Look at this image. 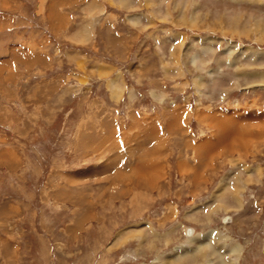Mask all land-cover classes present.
Here are the masks:
<instances>
[{"label":"rangeland","instance_id":"obj_1","mask_svg":"<svg viewBox=\"0 0 264 264\" xmlns=\"http://www.w3.org/2000/svg\"><path fill=\"white\" fill-rule=\"evenodd\" d=\"M129 1L0 0V264H264V0Z\"/></svg>","mask_w":264,"mask_h":264},{"label":"crops","instance_id":"obj_2","mask_svg":"<svg viewBox=\"0 0 264 264\" xmlns=\"http://www.w3.org/2000/svg\"><path fill=\"white\" fill-rule=\"evenodd\" d=\"M36 1L37 2L34 5V8H35L34 15L36 17L35 16H33V17H34V19H36V18H38L39 20L41 19L46 24L42 28V31L40 30V33H39L41 39H45L47 33H53L56 36H58V35H61L62 31H65V29L67 30L68 24H67V19H65V18L67 16L68 11L72 12L73 9H75L74 11H77V10L79 11L80 6L82 7L81 10L83 9L82 11H85V14L88 13L89 11L91 13L90 16L86 15V19L89 18V23H90V21L92 23V25L87 27V29L91 30V32H92L93 36H91V38L96 37V32L103 34V32L106 33V32H108L107 30H110L109 27L111 29H114L112 26L109 25L111 23V21H110L111 19H109V17H106V0H87L85 3H81L80 6L78 5V7L74 6V5H73V7L72 6L67 7V6H68V3L71 4V1L76 2V4L78 2H82V1H79V0H77L78 2L76 0H36ZM132 2H134V0L129 1V5L131 7H132ZM116 5H117V8H119V9H123V10L128 9V7L120 6L119 0H118V2H116ZM135 15H137V14H135ZM132 16H133V14H132ZM138 16L141 19V14H138ZM81 19H85V16L84 17L82 16V18H80L79 21H81ZM118 20L119 21L122 20L120 22H123L124 20H126V17L125 18L119 17ZM78 24H79V22H77L75 25H71V26L73 27V29H78ZM106 28H107V30H106ZM116 37H118V35ZM103 39L105 42L107 41L106 42L107 44L110 43L109 36L106 37L104 34ZM41 56H42V54H41ZM252 177L253 176H249V178H252ZM245 184H243V185L245 186ZM230 193H232L234 195V190ZM231 197H233L235 199V196H231ZM14 209H15V207L12 205L0 203V221L2 223L8 222L9 219L11 218V216L13 217L15 214ZM223 215H225V214H223ZM223 215H221V216H223ZM201 219H203V218L201 217ZM212 220H213V218H212ZM218 221L221 223L220 219H218ZM232 221H233V217H232ZM232 221L229 224H231ZM196 225L203 226V225H205V223H199ZM191 226L194 228V230L196 232H198L196 235L193 236L194 238L199 233L203 232L204 235H206V233L210 231V229H208V226H205L204 228L200 227L199 229L195 226V224H192ZM194 230H192V233L194 232ZM2 242L4 243V241H2ZM7 242H9V240H7ZM5 244H7V243H5ZM7 245L10 246V242ZM168 259L171 260V257H169Z\"/></svg>","mask_w":264,"mask_h":264},{"label":"bare ground","instance_id":"obj_3","mask_svg":"<svg viewBox=\"0 0 264 264\" xmlns=\"http://www.w3.org/2000/svg\"><path fill=\"white\" fill-rule=\"evenodd\" d=\"M226 185H227V183H224V184H222L221 183V185H220V187L218 188V190H216V193H222L223 191H224V189L226 188ZM190 231L191 230H189L188 232H189V234H190ZM209 237V239H210V236H208ZM208 237H207V242L206 243H204V245H206V247H210V240L208 239ZM203 244H201L200 246H202ZM197 249V248H196ZM237 248L235 247V248H233L232 250H230L229 251V253H235L237 250H236ZM177 250V249H176ZM196 251H198V250H196ZM214 251V250H213ZM237 254V253H236ZM228 255V254H227ZM179 261V260H178ZM221 261H222V258H221ZM219 264H224V261H222V262H220Z\"/></svg>","mask_w":264,"mask_h":264}]
</instances>
